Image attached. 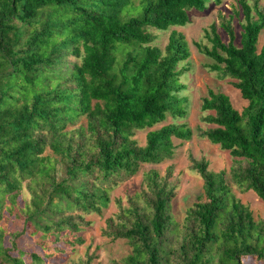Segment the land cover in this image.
Here are the masks:
<instances>
[{
    "label": "trees",
    "instance_id": "obj_1",
    "mask_svg": "<svg viewBox=\"0 0 264 264\" xmlns=\"http://www.w3.org/2000/svg\"><path fill=\"white\" fill-rule=\"evenodd\" d=\"M220 1L0 0V264H56L41 253L24 258L17 240L26 233L45 251L68 248L62 264L93 260L71 257L85 242L86 215L108 207L110 193L144 164L172 158L174 138L195 133L173 121L150 130L145 145L134 137L187 114L189 44L172 30L162 49L150 28L185 26L191 10ZM240 1L239 43L223 23L228 41L213 24L212 47L198 45L246 102L239 110L213 90L201 99V110L210 112L202 121L212 127H197V135L229 151L233 164L213 171L208 159H192L203 194L182 223L172 213L171 168L145 172L143 187L102 231L131 247L115 264H245L248 257L264 264V219L232 190H252L264 202V44L257 47L264 9L258 0ZM12 217L20 230L7 227Z\"/></svg>",
    "mask_w": 264,
    "mask_h": 264
},
{
    "label": "rangeland",
    "instance_id": "obj_2",
    "mask_svg": "<svg viewBox=\"0 0 264 264\" xmlns=\"http://www.w3.org/2000/svg\"><path fill=\"white\" fill-rule=\"evenodd\" d=\"M250 5L254 6L255 0H246ZM258 7L264 9V0H258ZM255 14V13H254ZM223 23H230L234 29L237 42L239 43L240 34L245 23L243 5L240 0H221L219 3L212 2L205 11H190V22L185 26L170 27L165 31L155 32L157 37L155 44L164 49L169 35L172 30L182 32L189 44L191 51L188 59L189 70L182 76V81L187 85L182 95L187 96V114L183 118L174 120L170 115L167 119L153 127H145L135 132V139L140 145H145L146 135L152 130L161 127L163 124L185 123L194 130V135L190 140H181L174 138L176 145L172 158L159 164H144L139 172L132 177L122 181L111 193V202L108 207L104 208L100 214L92 213L86 215V219L90 221L80 234L84 237L85 242L79 245L75 251L71 253L72 262L86 261L89 256L93 260L89 264H115L121 262L127 255L131 253V247L126 239H113L105 236L102 231L106 226V219L110 216H116L120 211V204L124 207L129 205V199L133 197L144 185V174L151 169H158L161 174H166L171 168L170 181L176 185L175 196L172 201V213L175 220L182 223L186 210L195 203L203 194V179L195 169H193L192 159L206 158L209 160V168L213 171L227 170L229 171L233 164V157L229 151L222 149L218 144L210 142L207 138L197 135V127L206 129L212 127L202 121V117L210 112L201 110V99L206 96L209 90L222 91L226 93L232 100L233 105L241 110L246 104L241 97L239 90L233 85L231 78H220L219 73L211 68L213 59L200 51L202 46L212 47L209 33L211 25H215L221 38L225 41L229 40L227 31L223 28ZM264 44V29L260 33L257 44L258 49ZM232 190L235 195L245 205L250 207L257 220L264 219V202L252 190H241L232 184ZM24 197L30 198L29 191L24 187ZM120 202V203H119ZM10 230L21 229L22 223L18 218H11L7 223ZM18 248L24 251V258L30 259L32 252L41 253L46 256V263L62 264L68 255L66 248L63 252L54 251L52 247L45 251L39 243L36 234L21 235L18 240ZM59 246L64 247L61 242ZM18 253L14 250L13 254ZM245 264H261L253 258L244 259Z\"/></svg>",
    "mask_w": 264,
    "mask_h": 264
}]
</instances>
